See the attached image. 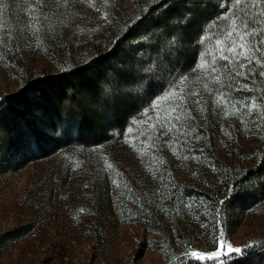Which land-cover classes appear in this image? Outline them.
I'll return each mask as SVG.
<instances>
[{
	"label": "rangeland",
	"instance_id": "rangeland-1",
	"mask_svg": "<svg viewBox=\"0 0 264 264\" xmlns=\"http://www.w3.org/2000/svg\"><path fill=\"white\" fill-rule=\"evenodd\" d=\"M136 1L19 0L9 14L0 9V36H11L18 54L15 60L4 41L0 44V98L4 102L18 89L24 70L38 78L67 67L66 62L85 63L101 23H113ZM190 97L193 112L200 98ZM154 104L163 108L167 102L161 98ZM153 105L123 138L115 137L113 145L91 151V156L66 152L72 167L66 182L60 180L59 158L35 152L27 165L17 166L27 146L32 150L27 133L21 136L20 152L3 156L0 151V264H167L169 256L191 251L217 252L215 259L200 262L223 264L221 259L241 255L229 252V245L244 252L264 240V189L250 187L243 201L214 221L205 201L195 195L205 174L200 182L193 181L199 184L196 187L190 183V171L199 175L201 170L204 150L197 148L201 138L185 133L180 141L153 147L145 133L149 117L158 111ZM227 109L230 114L224 113L221 131L213 137L214 152L224 160L237 155L245 166L260 165L264 131L258 123H249L253 115L238 105ZM260 111L257 101L253 114ZM33 116L35 132L47 134L37 111ZM173 184L189 190L180 209L164 202ZM152 199L158 200L161 229L142 221L149 216L142 205ZM140 222L150 228L145 234ZM178 230L186 238L183 247ZM217 238L224 241L222 249Z\"/></svg>",
	"mask_w": 264,
	"mask_h": 264
},
{
	"label": "trees",
	"instance_id": "trees-1",
	"mask_svg": "<svg viewBox=\"0 0 264 264\" xmlns=\"http://www.w3.org/2000/svg\"><path fill=\"white\" fill-rule=\"evenodd\" d=\"M18 1L0 0V9L9 14V9ZM246 9L251 17L249 28L264 32V0H240L239 3L237 0L136 1L133 9L122 11L113 23H101L85 63L66 62L67 67L59 68L53 75L38 78L24 70L18 89L0 104L2 155L20 152L21 136L27 133L32 150L27 146V153L20 154L17 166L27 165L35 152L42 157L59 158L60 180L66 182L72 170L69 164L71 154L66 152L78 150L91 156L88 154L91 151L113 145L115 137L123 138L146 108L149 109L154 102L159 103L174 89L185 97L188 104V108L184 105L185 115L180 121V129H173L168 136H160L150 127L157 123L152 119L145 133L152 137L153 147L169 143L172 139L180 141L185 133L189 137L194 133V137L201 138L197 147L204 150L201 170L199 175L195 174L196 170L190 171V183L193 185L194 180L200 182V177L205 174L202 184L193 185L201 186V189L195 188V195L205 201L207 214L214 221L217 217L222 219L227 211L243 201L248 195L247 189L254 185L264 189V162L245 166L237 155H229L230 160H224L214 152L213 137L221 131L224 113L230 114L227 107L233 106L235 101L218 106L216 97L209 95L204 84L214 89L219 85L211 75L205 79V70L198 64L208 52H215L214 38L229 30L233 20L243 27L241 21L245 19ZM4 38L5 46L9 47L7 54L18 60L14 40L7 35ZM261 65H264V47L254 74L248 75L247 79L241 81L233 76L238 65H233L232 71L227 68L218 70L216 75L220 76L221 83L229 85L231 97L258 98L261 111L254 113L253 119L264 131V76L260 75L264 67ZM181 80L184 82L179 83ZM242 85H247V90H233ZM189 91L199 93V103L193 106L196 108L194 113L192 106L189 108L188 101L192 99ZM36 111L41 126L48 132L43 136L33 128L31 117ZM185 192L189 190L173 184L164 202L171 208L180 209ZM157 205L158 200L153 199L148 205H142L144 211L149 212L142 221L161 229L156 216ZM144 222L140 223L144 225L145 234L150 228ZM177 234L183 243L186 238L182 231L178 230ZM184 244H180L181 247ZM184 254L169 256L167 264L220 262L203 263L186 258ZM221 261L223 264H264V240L239 256L230 255Z\"/></svg>",
	"mask_w": 264,
	"mask_h": 264
},
{
	"label": "snow or ice",
	"instance_id": "snow-or-ice-1",
	"mask_svg": "<svg viewBox=\"0 0 264 264\" xmlns=\"http://www.w3.org/2000/svg\"><path fill=\"white\" fill-rule=\"evenodd\" d=\"M239 2L240 0H237V3ZM250 22L251 17L248 15L246 9L245 19L241 21L243 27L241 28V26L237 25L236 21L233 20L232 27L229 30L222 31L220 36L214 38V44L216 45L215 52H208L206 58H202V62L198 64V67L205 70V79L211 75L214 78V82L219 85L218 88L214 89L209 87L207 83L204 84V89L207 90L209 95L216 97L215 103L218 106H226L234 99V106L238 105L240 109L244 110L249 116H252L257 107L258 98L255 96L231 97L229 85L221 83L220 76L216 75L218 70L227 68L229 71H232L233 65H238V69L233 72V76L239 77L241 81L247 79L248 75L254 74V69L261 58V48L264 47V32L250 29ZM0 29H2V26H0ZM4 39V37L0 36V44L3 43ZM209 39L213 38L209 37ZM261 67H264V65H261ZM260 75L264 76V71H261ZM183 82V80L179 81V83ZM247 88V85H242L233 90L236 92H242L247 90ZM198 94L199 93L197 92L189 91V95ZM170 97H175V99L170 100ZM162 99L167 102V105L163 108L158 104L153 105L154 108L158 109L157 115L154 118L149 117V119H155L157 123L150 125V127L158 132L160 136H168L173 129H180V121L182 116L185 115L184 105L187 101L183 95L176 93L174 89L170 90L162 97ZM2 103L3 98H0V104ZM195 103H199V101H195ZM249 123L255 124L257 121L253 119L249 121ZM55 130L56 129L53 128V131ZM141 135L143 136L144 134L141 133ZM195 138L199 139V137ZM146 139L151 140L152 137H146ZM108 167H111V165H108ZM217 225L219 226L218 220ZM217 230L219 231V227ZM220 234L222 235V232ZM217 244L218 247L222 249L224 241L217 238ZM229 252L242 254L243 249L229 245ZM184 255L186 257L190 256L197 261H204L215 259L218 256V253L213 252L209 254L199 251H191L190 253L186 252Z\"/></svg>",
	"mask_w": 264,
	"mask_h": 264
}]
</instances>
